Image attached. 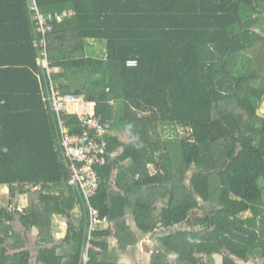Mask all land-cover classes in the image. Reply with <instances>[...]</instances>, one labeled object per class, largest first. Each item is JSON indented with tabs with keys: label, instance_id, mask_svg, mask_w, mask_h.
<instances>
[{
	"label": "trees",
	"instance_id": "16d2710c",
	"mask_svg": "<svg viewBox=\"0 0 264 264\" xmlns=\"http://www.w3.org/2000/svg\"><path fill=\"white\" fill-rule=\"evenodd\" d=\"M37 3L72 14L48 37L49 73L28 0H0V264H127L136 247L141 264H264V0ZM246 34L263 43L254 57ZM53 88L112 129L90 240L45 100Z\"/></svg>",
	"mask_w": 264,
	"mask_h": 264
},
{
	"label": "built area",
	"instance_id": "2783aa9c",
	"mask_svg": "<svg viewBox=\"0 0 264 264\" xmlns=\"http://www.w3.org/2000/svg\"><path fill=\"white\" fill-rule=\"evenodd\" d=\"M28 9L36 32L34 45L39 49L38 62L49 73L48 37L53 33L55 24L61 23L68 15L66 13L60 15L43 13L37 0H28ZM128 65L134 66L136 62L129 61ZM45 100L50 102V111L58 125L60 148L64 162L71 173L69 184L77 187L87 200V206L90 211V229L88 231L90 240L92 229L98 228L102 224L99 212L91 206L90 200L95 196L99 188L100 179L96 167L107 163L106 153L108 145L106 137L112 133V129L103 122L100 116L96 115L95 110L88 113H74L79 119V124L74 128L68 127L64 119L65 114L71 106L82 103L83 99L81 97L74 95L63 96L58 90L53 88L52 96L45 98ZM84 103L87 105L92 104L93 108L95 106L93 103ZM85 260L88 261L87 256Z\"/></svg>",
	"mask_w": 264,
	"mask_h": 264
},
{
	"label": "rangeland",
	"instance_id": "374dc122",
	"mask_svg": "<svg viewBox=\"0 0 264 264\" xmlns=\"http://www.w3.org/2000/svg\"><path fill=\"white\" fill-rule=\"evenodd\" d=\"M243 39L245 41V44L248 45V49L245 50V52L249 55H251L252 57L256 56L262 49V45L261 43H255L252 39V36L249 35V34H246L243 36ZM83 104V101L82 103H77L76 105H78V107H80V105ZM85 105V103H84ZM83 105V106H84ZM85 113H88V112H85ZM260 113L262 115H264V101L262 103V106H261V109H260ZM179 155H180V152H179ZM5 188H3L2 186H0V207H7L8 206V198L7 196L5 195ZM27 202H25L24 205H26ZM183 208L188 212V211H191L193 209H195L196 207V203L193 202V201H190V200H187L185 201L183 204H182ZM79 211L80 209H77L75 210L74 212V215L78 216L79 215ZM60 230V227H58V232ZM57 232V233H58ZM55 233H56V229H55ZM112 244V247L114 246V242L111 243ZM131 251L133 252H128L127 255H123L121 257V260L127 264H141V260H142V256L140 255V249L138 247H136V252L134 249H132ZM84 260H85V257H84ZM143 264V263H142Z\"/></svg>",
	"mask_w": 264,
	"mask_h": 264
},
{
	"label": "crops",
	"instance_id": "0c3cea01",
	"mask_svg": "<svg viewBox=\"0 0 264 264\" xmlns=\"http://www.w3.org/2000/svg\"><path fill=\"white\" fill-rule=\"evenodd\" d=\"M66 14L68 15V16H66V18L67 17L69 18L72 15L71 12H66ZM259 43H261V42H259ZM262 44L263 43H261V45ZM81 98L83 99V104H81L80 107H78V105L71 106V108L69 109L70 114H74L76 112L83 113V112H86V111L87 112H93L94 111L93 105L92 104L91 105H87V104L84 105V102H87V101L83 97H81ZM131 129L133 131L132 134H133L134 138L136 140L139 139L141 137V135H139V133L142 130L141 127H140V125H138V124H132ZM113 133H114L113 135H115V132H113ZM124 134H125V137H127V133L124 132ZM143 136L147 137L146 133H144ZM128 163H129V160H127V162H125L123 164V166H126ZM4 191L6 193L7 192V189H5ZM60 220H61V223H60ZM60 220L59 219L56 220V221H59L58 227H60L59 232H58V227H57L56 228V233L54 234V236H56L57 238H62V237H64L66 235V226L64 225V224H66V223H64L66 221H65L64 218H62Z\"/></svg>",
	"mask_w": 264,
	"mask_h": 264
}]
</instances>
